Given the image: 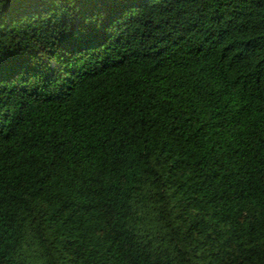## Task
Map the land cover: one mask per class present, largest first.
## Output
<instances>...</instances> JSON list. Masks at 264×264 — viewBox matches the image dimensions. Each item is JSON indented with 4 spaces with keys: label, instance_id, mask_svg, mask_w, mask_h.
I'll return each mask as SVG.
<instances>
[{
    "label": "trees",
    "instance_id": "obj_1",
    "mask_svg": "<svg viewBox=\"0 0 264 264\" xmlns=\"http://www.w3.org/2000/svg\"><path fill=\"white\" fill-rule=\"evenodd\" d=\"M0 264H264V0H0Z\"/></svg>",
    "mask_w": 264,
    "mask_h": 264
}]
</instances>
